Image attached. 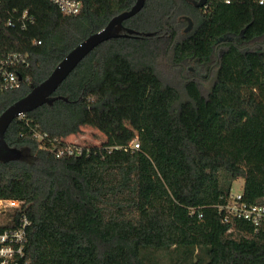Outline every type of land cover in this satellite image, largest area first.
I'll use <instances>...</instances> for the list:
<instances>
[{"label":"trees","instance_id":"trees-1","mask_svg":"<svg viewBox=\"0 0 264 264\" xmlns=\"http://www.w3.org/2000/svg\"><path fill=\"white\" fill-rule=\"evenodd\" d=\"M80 1L69 15L49 0H1L0 114L136 2ZM199 1L146 0L50 102L9 125L15 153L0 158V198L24 202L30 264H264V230L217 208L239 178L244 199L264 198V3ZM16 52L27 62L3 65ZM121 60L136 84L137 149L96 115L124 91L106 84L124 79ZM4 68L19 87H6ZM87 121L108 135L104 145L60 156L42 146L45 135L67 147Z\"/></svg>","mask_w":264,"mask_h":264},{"label":"built area","instance_id":"built-area-1","mask_svg":"<svg viewBox=\"0 0 264 264\" xmlns=\"http://www.w3.org/2000/svg\"><path fill=\"white\" fill-rule=\"evenodd\" d=\"M49 1L56 5L64 14H77L82 8L80 0ZM226 1L230 2V0ZM259 3H264V0H259ZM22 17L27 21H33V17L28 16V11H24ZM26 62V55L16 52L8 54L3 60V65L12 66ZM2 77L6 87L17 88L20 86V79L14 70L4 68ZM39 137L42 139V146L49 148L57 156L62 154L81 155L83 153L84 146L68 143L67 147L59 148L45 135ZM130 146L137 149L139 148V143L135 141L130 143ZM23 206V201L12 198H0V264H30L26 254V244L31 220ZM217 208L224 221L244 219L251 224L255 231L264 230V198L258 202H250L244 199L242 190L233 193L231 189L225 201L217 205ZM7 211H11L13 215L2 218V215ZM14 211H20L18 216H14Z\"/></svg>","mask_w":264,"mask_h":264},{"label":"water","instance_id":"water-1","mask_svg":"<svg viewBox=\"0 0 264 264\" xmlns=\"http://www.w3.org/2000/svg\"><path fill=\"white\" fill-rule=\"evenodd\" d=\"M145 1L136 0L130 9L113 16L104 27L88 35L63 57L43 81L34 85L26 95L4 109L0 114V158L14 155L15 153V150L5 139L6 131L11 122L16 117L32 111L44 103L50 102L53 99V93L59 85L89 52L102 42L122 35L124 21L136 15L145 5ZM205 2L206 0H200L198 5L202 6ZM188 19L189 25L186 31L192 26V20Z\"/></svg>","mask_w":264,"mask_h":264},{"label":"rangeland","instance_id":"rangeland-1","mask_svg":"<svg viewBox=\"0 0 264 264\" xmlns=\"http://www.w3.org/2000/svg\"><path fill=\"white\" fill-rule=\"evenodd\" d=\"M121 64L125 73L124 79L117 83L109 78L106 84L114 93H118V89H123L124 91H119L116 100L108 103L106 109L96 115L100 125L110 130L121 141L130 144L136 141L135 139L138 134V104L134 93L136 91V84L131 72L122 60ZM195 71L194 64H191L190 72L194 73ZM171 80L179 87L182 86L183 81L180 77L175 76ZM68 141H70L68 143L73 145L90 148L95 145H104L108 141V135L101 128L87 121L83 132L69 135ZM243 186L244 179L239 178L234 182L232 192L236 193L243 190Z\"/></svg>","mask_w":264,"mask_h":264},{"label":"crops","instance_id":"crops-1","mask_svg":"<svg viewBox=\"0 0 264 264\" xmlns=\"http://www.w3.org/2000/svg\"><path fill=\"white\" fill-rule=\"evenodd\" d=\"M66 141H67V142H70V141H68V137H66Z\"/></svg>","mask_w":264,"mask_h":264}]
</instances>
